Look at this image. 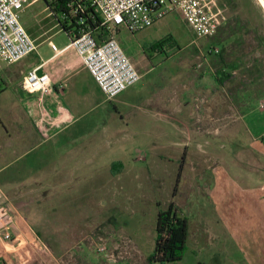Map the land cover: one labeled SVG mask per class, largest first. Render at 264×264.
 Returning a JSON list of instances; mask_svg holds the SVG:
<instances>
[{"label":"rangeland","instance_id":"rangeland-1","mask_svg":"<svg viewBox=\"0 0 264 264\" xmlns=\"http://www.w3.org/2000/svg\"><path fill=\"white\" fill-rule=\"evenodd\" d=\"M217 1L228 18L217 38H197L180 13L135 35L125 29L116 35L136 69L150 71L149 90L177 75L180 102L182 92L195 96L193 115L185 110L147 137L90 144L93 169L69 180L54 236H39L53 257L33 264H149L158 211L171 202L187 218L188 235L182 260L166 264H264V160L254 153L264 152L256 141L264 135V0ZM20 22L37 42L40 35L58 45L67 39L44 0H28ZM233 31L237 35L226 39ZM166 39L162 52L154 48ZM223 46L227 63L245 57L226 69L236 79L218 87L217 109L207 113L201 86L222 67ZM7 68L0 61V69ZM1 90L3 121L12 95L0 83Z\"/></svg>","mask_w":264,"mask_h":264},{"label":"crops","instance_id":"crops-1","mask_svg":"<svg viewBox=\"0 0 264 264\" xmlns=\"http://www.w3.org/2000/svg\"><path fill=\"white\" fill-rule=\"evenodd\" d=\"M33 41L36 50L30 54V61L22 62L24 58L0 69L4 73L0 83L12 95L8 107L2 108L4 118L0 121V204L9 207L16 221V241L0 243V264H33L45 255L53 257L50 248L45 254L39 236H54L53 225L64 214L61 210L65 206L60 202L65 200L60 199L70 193L69 180L93 167L90 144H104L106 138L117 140L130 134L147 137L153 127L161 129L185 110L193 115L195 96L190 93L187 98L182 92L180 102L177 75L166 86L149 90L144 79L150 71L139 72L142 78L138 83L107 100L76 52L67 49L68 37L59 45L52 37L42 39V35L39 42ZM52 43L58 47V54L52 51ZM34 68L49 75L53 88L50 95L41 98L23 88L26 73ZM207 84L201 87L207 98L205 112L209 113L217 109L221 86L215 74ZM224 106L232 111L231 103ZM43 110L49 116L45 133L39 125ZM257 140L264 145V135ZM254 153L264 160V152ZM242 228L248 227L244 224Z\"/></svg>","mask_w":264,"mask_h":264},{"label":"built area","instance_id":"built-area-1","mask_svg":"<svg viewBox=\"0 0 264 264\" xmlns=\"http://www.w3.org/2000/svg\"><path fill=\"white\" fill-rule=\"evenodd\" d=\"M28 0H0V61L8 64L20 62L36 50V45L20 22V12ZM89 6L101 17L99 37L85 26L83 7L70 0L69 15L78 26L67 35L69 44L80 58L107 100H113L141 80V74L116 39L121 29L135 35L172 13H180L197 38L214 37L227 22V16L217 0H87ZM77 4L73 8V4ZM67 18L57 19L58 25ZM61 27V26H60ZM62 29V28H61ZM63 30V29H62ZM54 53L58 47L51 44ZM214 54L218 50H212ZM39 68L28 71L23 88L42 97L53 92L48 74ZM49 116L43 110L39 125L43 133ZM16 221L6 204H0V243L13 244ZM101 249L100 251H102Z\"/></svg>","mask_w":264,"mask_h":264},{"label":"trees","instance_id":"trees-1","mask_svg":"<svg viewBox=\"0 0 264 264\" xmlns=\"http://www.w3.org/2000/svg\"><path fill=\"white\" fill-rule=\"evenodd\" d=\"M77 4L83 7V15L86 19L85 26H88L96 35L100 36L101 29L99 27L101 23V17L91 8L87 0H75ZM47 4L49 10L52 14L59 19L60 16L67 14V18L64 19L60 26L65 33H69L74 28L78 26L75 24V18L69 15L71 8L69 7L70 0H44ZM76 3L73 4V8L76 7ZM222 28V27H221ZM221 31V30H220ZM220 34V32H219ZM218 34V35H219ZM217 35V34H216ZM215 35V36H216ZM237 35V32H231L226 39L234 37ZM217 38V36H216ZM261 39V38H260ZM220 38L217 40L219 41ZM261 39L260 41H262ZM169 39L157 42L154 46L155 49L164 50V44ZM236 43L241 42V38L237 37L235 39ZM227 50L225 46L221 47V53L218 55L219 63L222 67L219 70L215 71L216 80L219 82V85L226 86L228 83L236 79V76L232 72H227L228 67H235L237 63H240L244 57L235 58L229 63L226 62ZM236 52L235 50L233 51ZM208 53L215 55L212 50ZM259 66H256L258 68ZM179 177V175H178ZM179 178L176 181V186L178 184ZM176 186L174 191H176ZM188 235V220L183 215H181L179 208L175 205L174 202H171L166 210H159L157 215L156 222V239L155 247L153 253L148 256L147 263L149 264H166L181 261L183 257V251L185 248L186 240Z\"/></svg>","mask_w":264,"mask_h":264}]
</instances>
